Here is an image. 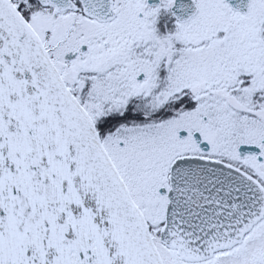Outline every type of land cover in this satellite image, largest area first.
<instances>
[{
	"label": "snow or ice",
	"instance_id": "6c2138e0",
	"mask_svg": "<svg viewBox=\"0 0 264 264\" xmlns=\"http://www.w3.org/2000/svg\"><path fill=\"white\" fill-rule=\"evenodd\" d=\"M0 264H264V0H0Z\"/></svg>",
	"mask_w": 264,
	"mask_h": 264
}]
</instances>
